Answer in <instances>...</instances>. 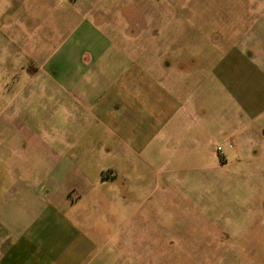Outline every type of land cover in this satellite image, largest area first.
<instances>
[{"label": "rangeland", "instance_id": "374dc122", "mask_svg": "<svg viewBox=\"0 0 264 264\" xmlns=\"http://www.w3.org/2000/svg\"><path fill=\"white\" fill-rule=\"evenodd\" d=\"M55 51L65 69L56 77L87 83L84 102L101 96L113 113H92L56 91L53 117L35 92L21 98L16 88L35 90L37 69ZM96 52L99 72L76 74ZM159 87L170 97L167 123ZM186 99L187 113L177 108ZM123 100L157 114H118ZM29 130L56 134V151L88 164L90 177L115 174L64 207L67 218L79 213L75 245L60 233L56 264H264V0H0L3 224L17 208L8 206L17 188L5 168L35 169L26 178L36 179L35 166L54 161L17 160L30 155ZM77 199L71 190L68 202ZM16 240L0 226V264H43L29 245L9 252Z\"/></svg>", "mask_w": 264, "mask_h": 264}, {"label": "crops", "instance_id": "0c3cea01", "mask_svg": "<svg viewBox=\"0 0 264 264\" xmlns=\"http://www.w3.org/2000/svg\"><path fill=\"white\" fill-rule=\"evenodd\" d=\"M100 40L101 42H104L103 38ZM102 53L103 52L98 54L97 52L96 54L88 53L87 58L91 61L86 64H82L81 62L77 63V66L74 68L75 73L85 76L97 74L99 72V67L97 68L95 66V60L93 61V58H99V54ZM54 54L55 56L53 57V60L42 62L41 66L37 69L34 78H38V80L40 79L41 81L38 85H36L35 90L33 89L35 86H32L33 88H31L30 85L16 88L17 92H21V98L27 100V95H25L24 91L35 92L38 97V101H41L42 98L46 99L42 107L44 109L50 108L52 111L51 116L53 117H56V102L58 105L60 104L59 96L56 94V91L63 92L75 105H80L84 108L86 107L92 113L99 110H105V114L113 113L111 112L112 109L109 107L111 103H108V100L103 102L101 96L90 97L92 98L90 102H84L87 100L83 97L82 91L88 88L87 83H83L80 80L77 81L75 78L70 77L60 79L56 77L58 74L64 73L63 70L65 69L61 67L56 68V51ZM249 56L252 57V54L250 53ZM138 71L140 70L138 69ZM130 80L131 81L127 82V84L135 89V78L131 77ZM124 89L125 86L122 85L120 90L123 91ZM136 91L139 92V90ZM157 93L162 97V100L159 103V114L162 117H165L162 122L167 123L169 118L173 116L171 110L167 112V109L170 108V97L166 91L160 87ZM122 96L124 95L119 94L118 98ZM15 101L16 100L13 96L10 100H8V103L11 104ZM154 102L155 101L149 97L150 108L151 103ZM143 105L144 110L142 111L140 103L136 101L125 102V100H123L120 102V106L115 107V109L121 107L118 114L126 111H133L134 115L137 114L140 116V114H144V116H147L151 120L153 116L155 117L157 114V112H155V106L148 111L145 104ZM177 108H181V111L185 108L187 113L188 99H186L185 105L180 103V106ZM238 131L242 132V129H239ZM262 134L264 136V130ZM43 135L44 136H41L40 134L29 130L23 139L27 143L24 150H29L26 154L30 155L25 157V153L23 154L24 151H21L18 153L19 158H17V160L23 163L27 159L32 158L34 155L52 154L54 161L52 163H47L46 165L35 166L36 169L41 172L36 179H32L31 177L26 178L28 173L30 171H35V169L31 168L27 171L23 170L20 175H12V171H14L12 166H9V170L5 168L6 171H10V175L13 177V185L16 184L15 187L17 188L16 194L12 193L10 196L11 200L8 202L10 203L8 206H11L10 209H13V204H15L17 205V208L15 210L14 217L10 219V222H6L5 224L0 223V226H2V228L5 229L10 236L17 238V240L12 243V248L9 252L21 248L22 250H25L26 245H29L31 250L39 252L37 254H39L40 258L43 259V264H56V245H59L60 243L58 239L59 234L63 233L70 236L68 237V246L75 245L72 235L73 233H76L74 221L78 217L79 213H70L69 218H67L64 213V207L66 205H68V207L77 205L82 199L89 196L92 192L94 195L97 194L96 185L98 186L99 184H104L106 181L112 179L115 174L111 170L107 174L100 169L99 174L90 177L88 175L90 173H87L86 169L89 167L88 164H81L80 162L76 163L73 160L74 158L62 157L61 153L56 151V147L54 146V144H56V134H51L43 130ZM47 140H49L52 144L48 143ZM228 144L232 143L229 142ZM221 152L222 151L220 150L219 155L223 156ZM225 164L227 165L229 163L225 162ZM71 190H76L78 192V199L73 203L68 202V194ZM14 195H16V197H14ZM30 196L33 197L31 202L29 200ZM31 203L37 205V210H35V213L32 214L28 213L30 211L29 208ZM28 236H31V240ZM87 245L90 244L87 240H85V246Z\"/></svg>", "mask_w": 264, "mask_h": 264}, {"label": "flooded vegetation", "instance_id": "af4514ba", "mask_svg": "<svg viewBox=\"0 0 264 264\" xmlns=\"http://www.w3.org/2000/svg\"><path fill=\"white\" fill-rule=\"evenodd\" d=\"M262 210H263V213H264V202L262 203Z\"/></svg>", "mask_w": 264, "mask_h": 264}, {"label": "built area", "instance_id": "2783aa9c", "mask_svg": "<svg viewBox=\"0 0 264 264\" xmlns=\"http://www.w3.org/2000/svg\"><path fill=\"white\" fill-rule=\"evenodd\" d=\"M220 150H221L220 147H217V151H218L219 153H220Z\"/></svg>", "mask_w": 264, "mask_h": 264}]
</instances>
